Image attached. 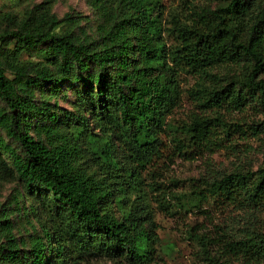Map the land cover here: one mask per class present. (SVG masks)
Segmentation results:
<instances>
[{"label": "trees", "instance_id": "trees-1", "mask_svg": "<svg viewBox=\"0 0 264 264\" xmlns=\"http://www.w3.org/2000/svg\"><path fill=\"white\" fill-rule=\"evenodd\" d=\"M88 2L98 19L91 33L79 15L58 18L50 0L21 15L0 12V181L24 185L0 204V263L79 264L98 255L150 263L157 236L148 193L157 192L154 201L168 210V191L145 188L143 173L163 156L164 135L174 146L166 158L201 155L241 130L223 122L220 109L239 111L255 101L264 110V7L256 0H219L184 20L175 12L167 25L158 0ZM21 52L45 62L19 60ZM226 65L230 78L216 71ZM181 73L196 78L185 92L199 112L174 126L167 118L182 101ZM61 86L72 91L71 110L50 102ZM252 129L264 133V122ZM172 197L196 208L264 212V159L254 170L207 174ZM15 211L36 232L29 248L12 235ZM253 227L238 237L196 224L189 236L207 264H264V229ZM213 247L218 258L208 252Z\"/></svg>", "mask_w": 264, "mask_h": 264}, {"label": "rangeland", "instance_id": "rangeland-1", "mask_svg": "<svg viewBox=\"0 0 264 264\" xmlns=\"http://www.w3.org/2000/svg\"><path fill=\"white\" fill-rule=\"evenodd\" d=\"M44 0H0V12L12 10L18 15H21L26 8H30L34 4H38ZM163 13L164 24L167 25L170 14L179 13V17L184 20L186 14L198 10L203 6L215 8L219 0H188V4L184 7L183 0H158ZM264 7V0H256ZM51 11L58 18H62L65 13H70L74 16L79 15L80 24L88 32H94L95 26L98 23L97 16L93 8L89 5L88 0H50ZM188 6L190 9H188ZM3 25L0 22V30ZM163 39L167 44H173V39L166 32L163 33ZM12 46V45H11ZM9 52V51H8ZM17 59L24 61H41L45 62V58L39 53L21 52ZM216 71L222 78L225 76L230 78L234 75L233 69L229 65L226 67H218ZM237 72V71H236ZM12 77V75H10ZM181 88L183 97L180 105L176 107L172 114L167 118L168 122L174 126L182 123H188L189 116L192 112H199L193 100L186 95L185 90L192 87L196 78L187 74L181 73ZM72 87V86H71ZM73 94L71 89H66L61 86L57 94L50 98V102H57L58 106L64 110L73 109ZM0 106L2 103L0 102ZM212 111V110H208ZM216 114L214 113L213 116ZM219 118L228 123H239L240 129L233 134L227 136L226 145L213 152H204L203 154H188L186 157L178 154H171L174 150L173 143L170 141V136L164 135L163 156L155 161L152 166L147 168V172L143 173L145 180V188H162L165 193V205L168 210L159 209L153 197L157 196V192L148 196L151 198L150 206L152 208V217L155 224V233L157 242L155 243V253L153 259L148 264H207L200 246L189 236L191 227L198 228L201 224L205 228L213 232L214 225L223 227L225 234L231 233L241 234V230L250 226L253 223L254 227L264 229V212L242 211L233 208L232 206H221L215 203L199 204V207H193L187 201L181 205L172 197V195H182L188 193L195 180L206 176L210 173L231 172L236 169H256L264 159V133L253 134V129L264 122V110L255 101L249 102L242 110L225 111L220 109ZM251 127V128H250ZM220 136L223 137L221 126L219 127ZM8 142H12L6 139ZM15 146L14 143H12ZM4 158L8 163H11V158L7 153H4ZM149 169V170H148ZM24 187L20 180L14 179L10 181H0V204H6L11 201V198L18 190ZM170 192V193H169ZM129 198H135V193H130ZM185 208H188L187 210ZM209 211L207 216L212 220V224L204 218L202 210ZM12 221V235L24 241V245L20 248H29L33 237L36 235L34 228L30 223V218L26 217L23 211L15 213L10 217ZM34 224V223H33ZM33 226H36L35 224ZM253 227V228H254ZM203 228V229H205ZM37 233L40 230L36 226ZM197 229V228H196ZM208 252L215 258L219 257L220 249L217 247L209 248ZM5 264V263H0ZM12 264V263H9ZM18 264V263H14ZM23 264V263H20ZM25 264V263H24ZM79 264H131L123 258H106L98 255L82 261ZM228 264H242V261L231 260Z\"/></svg>", "mask_w": 264, "mask_h": 264}]
</instances>
